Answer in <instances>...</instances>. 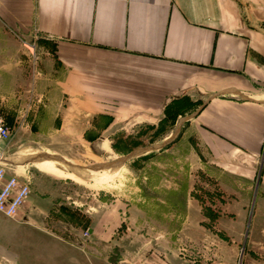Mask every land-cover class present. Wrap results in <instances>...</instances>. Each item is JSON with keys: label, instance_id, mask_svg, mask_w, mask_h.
Segmentation results:
<instances>
[{"label": "rangeland", "instance_id": "374dc122", "mask_svg": "<svg viewBox=\"0 0 264 264\" xmlns=\"http://www.w3.org/2000/svg\"><path fill=\"white\" fill-rule=\"evenodd\" d=\"M39 39L0 23V113L11 132L0 157L51 155L89 168L165 146L91 171L101 183L54 162L15 167L21 181L31 180V195L19 219L0 214V264H49V232L83 248L87 264L106 262L107 254L129 264H264V148L256 159L213 156L192 123L194 100L144 116L106 105L49 118L46 97L36 94L44 86ZM28 217L31 225L16 223Z\"/></svg>", "mask_w": 264, "mask_h": 264}, {"label": "crops", "instance_id": "0c3cea01", "mask_svg": "<svg viewBox=\"0 0 264 264\" xmlns=\"http://www.w3.org/2000/svg\"><path fill=\"white\" fill-rule=\"evenodd\" d=\"M0 23L25 40L39 34L44 86L36 94L49 118L106 105L144 116L194 100L192 123L213 156L261 157L264 0H0ZM56 236L49 232V264H87L83 248ZM100 264L129 263L107 254Z\"/></svg>", "mask_w": 264, "mask_h": 264}, {"label": "built area", "instance_id": "2783aa9c", "mask_svg": "<svg viewBox=\"0 0 264 264\" xmlns=\"http://www.w3.org/2000/svg\"><path fill=\"white\" fill-rule=\"evenodd\" d=\"M11 132L0 113V143L10 140ZM31 195V180L18 176L11 166L0 164V214L19 219Z\"/></svg>", "mask_w": 264, "mask_h": 264}, {"label": "water", "instance_id": "95a60500", "mask_svg": "<svg viewBox=\"0 0 264 264\" xmlns=\"http://www.w3.org/2000/svg\"><path fill=\"white\" fill-rule=\"evenodd\" d=\"M164 144L162 146H155V147H149V148H144V149H140V150H137L135 152H133L130 156H128L127 158H124V159H121V160H118L116 162H112V163H108V164H99V165H94V166H91L89 168H83V167H80V166H76V165H73L71 163H69L68 161L60 158V157H57V156H51V155H40V156H35V157H32L30 159H27L26 161H24L25 165L27 164H33V163H37V162H40V161H44V160H54V161H57V162H60L62 164H64L65 166H67L70 170V172L74 173V174H77L79 176L82 175V173H85V171H99V170H102L103 168H114V167H117V166H123L126 162H128V160H131L132 158L134 157H137L143 153H147V152H153V151H156V150H159L161 148H164ZM6 165L8 166H11V167H15L16 164L15 163H10V162H7Z\"/></svg>", "mask_w": 264, "mask_h": 264}, {"label": "bare ground", "instance_id": "6f19581e", "mask_svg": "<svg viewBox=\"0 0 264 264\" xmlns=\"http://www.w3.org/2000/svg\"><path fill=\"white\" fill-rule=\"evenodd\" d=\"M26 155V154H25ZM21 156V155H20ZM20 159L18 158H5V157H0V164H6L7 162H10V163H17L19 162ZM56 163V164H60L62 166H64L65 168H67L66 170H68L69 168L67 166H65L64 164L60 163V162H57V161H54V160H44V161H40V162H37V163H33V164H38V163H47V164H51V163ZM40 165H43V164H40ZM18 166V165H16ZM60 167V166H59ZM64 169V168H63ZM65 170V169H64ZM90 173V174H89ZM71 174V173H69ZM94 175V176H93ZM74 176V175H73ZM83 178H90L92 180H94L96 183H101V180L102 178H97V176H99L96 172H86L85 173H82L81 175ZM100 177V176H99ZM104 181V180H103ZM102 181V182H103Z\"/></svg>", "mask_w": 264, "mask_h": 264}]
</instances>
